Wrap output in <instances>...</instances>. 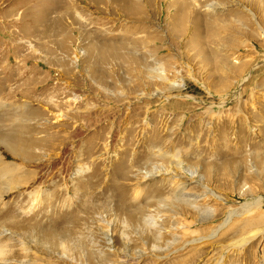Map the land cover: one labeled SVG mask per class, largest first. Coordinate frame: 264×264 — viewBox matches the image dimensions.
<instances>
[{
    "label": "rangeland",
    "instance_id": "1",
    "mask_svg": "<svg viewBox=\"0 0 264 264\" xmlns=\"http://www.w3.org/2000/svg\"><path fill=\"white\" fill-rule=\"evenodd\" d=\"M263 230L264 0H0V264H264Z\"/></svg>",
    "mask_w": 264,
    "mask_h": 264
},
{
    "label": "bare ground",
    "instance_id": "2",
    "mask_svg": "<svg viewBox=\"0 0 264 264\" xmlns=\"http://www.w3.org/2000/svg\"><path fill=\"white\" fill-rule=\"evenodd\" d=\"M81 1V0H80ZM97 0H95V2H96ZM89 3H91V2H89ZM109 5V4H108ZM88 7V6H87ZM93 7V6H92ZM67 10L68 9H71L72 8V6L71 5H68L67 4V7H65ZM100 11V10H99ZM62 20V19H61ZM76 20V19H75ZM71 27V26H70ZM50 27L49 26H46V28H45V32L49 29ZM36 29H38V31H39V28L38 27H36ZM42 30V29H41ZM40 32V31H39ZM49 32V31H48ZM47 32V33H48ZM39 34H41V33H39ZM42 34H44V33H42ZM149 85V84H148ZM151 85V84H150ZM158 85V84H157ZM162 85V84H161ZM8 139V138H7ZM8 141H9V143H8V148L12 151V152H16V144H15V142L12 140V137L11 136H9V139H8ZM148 175H150V174H148ZM13 179H18L17 178V176H14L13 177ZM16 181V180H15ZM19 181V180H18ZM15 185V184H14ZM189 193H191L189 190L188 191H183V194H189ZM140 195V194H139ZM204 195H205V200H212V201H214L215 200V197H213V195H212V193H208V191L207 192H204ZM203 195V196H204ZM185 199V198H184ZM187 200H189V199H187ZM193 200V199H192ZM179 201H181L182 202V200H178V203H179ZM185 201V200H184ZM175 202L177 203V199L175 200ZM190 202H191V199H190ZM208 202V201H207ZM217 204V203H216ZM190 205V204H189ZM184 206H186V205H184ZM252 206H254V205H252ZM181 207V206H180ZM196 207V206H195ZM217 207V206H216ZM257 208V207H256ZM214 209V208H213ZM216 209V208H215ZM214 209V210H215ZM219 209V208H218ZM217 209V210H218ZM176 210V209H175ZM254 211H255V209H254ZM216 212V211H215ZM217 213H219V212H217ZM263 213V212H262ZM246 214V213H245ZM248 214V213H247ZM260 215V214H259ZM200 216V215H199ZM202 216V215H201ZM208 216V215H207ZM207 218H209V216L207 217ZM242 218V217H241ZM257 217H255V215L254 216H252V215H246V216H244V218H242V220H244V222H247V225H245V227H247V228H249V227H252L251 226V224L253 223V221H252V223H250V220H254V222H256L255 220H257L256 219ZM261 218V217H260ZM259 218V219H260ZM204 219V218H203ZM205 219H206V217H205ZM261 220V219H260ZM255 225V224H254ZM218 226V225H217ZM235 226V225H234ZM259 226V225H258ZM221 227V226H220ZM213 228V227H212ZM211 228V229H212ZM223 229H224V227H222ZM210 229V228H209ZM221 229V228H220ZM213 230V229H212ZM217 230V229H216ZM247 231V229H244L243 231H241V232H243V233H245ZM264 231V230H263ZM227 232H229V231H227ZM257 232H259V230L258 229H256V228H253V230L251 231V235L250 236H247V237H245V238H243L242 239V243H241V245H245L249 240H251L252 238H255L256 237V235L258 234ZM190 233V232H189ZM184 234V233H183ZM223 234H226L225 232H223L222 233V235ZM247 234V233H246ZM182 235V234H181ZM185 235H186V233H185ZM193 235V234H192ZM210 235V234H209ZM212 236L214 235V234H211ZM216 235V234H215ZM221 235V236H222ZM229 235V234H228ZM188 236V235H187ZM227 236V235H226ZM217 237V236H216ZM199 239H201L200 240V243H202V242H204V241H206V240H210V239H212L211 237H207V238H203V237H198ZM198 240V239H197ZM213 241H215V239H213ZM244 247V246H243ZM224 254V253H223ZM221 260H222V258H220ZM216 264V263H215Z\"/></svg>",
    "mask_w": 264,
    "mask_h": 264
}]
</instances>
